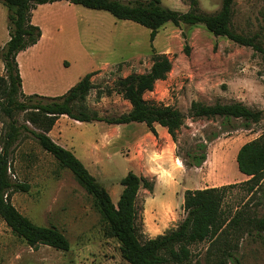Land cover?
Wrapping results in <instances>:
<instances>
[{"label":"rangeland","instance_id":"rangeland-1","mask_svg":"<svg viewBox=\"0 0 264 264\" xmlns=\"http://www.w3.org/2000/svg\"><path fill=\"white\" fill-rule=\"evenodd\" d=\"M160 1L181 12L189 8L188 0ZM220 5L221 0H198L200 10L210 14ZM7 13L0 4V52L9 39ZM36 18H43L44 35L18 57L26 88H36L42 95H60L67 84H75L95 71L90 79L94 88L86 96L85 105L101 117H115L130 108L128 101L112 90L118 79L148 71L155 54H165L171 60L166 78L157 81L144 98L185 114L176 142L157 124L154 135L144 123L94 121L80 125L65 115L58 123L60 142L74 144L76 153L81 143L91 140L99 145L95 159H102L99 167H89L88 162L84 165L109 192L114 204L122 191L119 180L128 171L152 182V190L140 188L136 197L141 239L176 227L185 216L180 202L186 189L231 184L222 204L224 215L230 216L244 206L249 215L264 217V179L255 191L248 192L243 184L247 177L236 163L241 145L264 135V58L259 52L214 36L202 24L174 26L167 22L151 40L146 27L66 1L40 7ZM232 27L246 36L256 35L264 47V0H235ZM0 75H4L1 59ZM192 101L241 102L261 110L262 119L250 129L240 121L224 129L219 119L189 117ZM13 118L19 125L25 122L21 112ZM8 122L0 112V148ZM165 137L170 147L164 145ZM202 141L207 144L206 160L200 167H185L181 157ZM8 172L13 182L28 185L27 191L12 193L11 203L33 223L58 228L67 238L69 249L43 244L30 247L0 218V264H129L120 255L119 242L106 233L93 197L27 131L22 130L10 148ZM228 240L236 246L239 264H264V230H230ZM207 247V242L192 245V258L184 264H194L195 260L204 264Z\"/></svg>","mask_w":264,"mask_h":264},{"label":"trees","instance_id":"trees-1","mask_svg":"<svg viewBox=\"0 0 264 264\" xmlns=\"http://www.w3.org/2000/svg\"><path fill=\"white\" fill-rule=\"evenodd\" d=\"M66 1L83 7L106 11L118 19L129 20L150 30V39L160 27L170 22L180 24H202L214 36L225 37L239 45L253 48L264 58V47L257 42L256 35L246 36L232 27L235 0H221L216 13H206L198 7V0H188V10L177 11L165 7L160 0H0L7 10L9 39L0 52L4 75H0V112L9 122L0 148V218L11 231L27 245L36 248L48 245L67 251L69 242L55 226L33 223L11 203L16 191H27L28 185L13 182L9 176V153L21 131L29 132L39 146L51 154L59 164L70 170L76 181L93 197V205L106 226V233L119 242L120 255L129 264H184L192 258L191 246L207 242L204 264H239L236 246L229 243L230 230L242 227L248 231L264 230V217L251 216L244 206L236 208L232 215L225 216L223 200L229 185L186 189L183 193L184 218L174 228L154 237L140 238L136 197L140 188L152 190L153 184L132 171L119 180L122 191L114 204L109 192L90 174L84 164L68 149L54 142L48 132L57 119L65 115L75 121L91 123L103 121L107 124L144 123L156 135L154 125L166 129L173 142L186 118L180 110L170 106L149 102L146 92L153 90L159 80H164L171 70V60L165 54H155L148 71L131 73L115 82L112 90L128 101L130 108L118 116L106 118L86 108V96L94 84L91 71L82 76L65 93L57 96L26 95L17 62V54L35 45L41 37V29L31 22L32 11L38 5ZM188 52V46L184 47ZM107 93H110L108 90ZM25 114L24 124H18L14 114ZM191 118H216L227 129L240 121L245 129L262 119V111L252 109L241 102L203 104L192 101L188 109ZM33 126L31 128L26 124ZM206 142H198L181 157L185 167H200L206 160ZM237 168L247 179L243 184L253 192L264 179V135L250 140L236 153ZM194 264H199L195 260Z\"/></svg>","mask_w":264,"mask_h":264},{"label":"crops","instance_id":"crops-1","mask_svg":"<svg viewBox=\"0 0 264 264\" xmlns=\"http://www.w3.org/2000/svg\"><path fill=\"white\" fill-rule=\"evenodd\" d=\"M62 2H64V1H56V2H53V3H46V4H42V5H38L37 7H36V9H34L33 11H32V16H31V22L33 23V24H35V25H39V28H41V37L40 38H42V36L44 35V31H43V25H42V21H43V18H36V14H37V12H38V10H39V8L40 7H45V5H48V4H52V5H58L59 3H62ZM39 41H40V39H39ZM38 41V42H39ZM37 42V43H38ZM36 43V44H37ZM35 44V45H36ZM35 45H33V46H35ZM32 46V47H33ZM32 47H29V48H27L26 50H29L30 48H32ZM25 50V51H26ZM21 52H24V51H21ZM21 52H19L18 54H17V57H16V59H17V62H18V66H19V72H20V76H21V81H22V91H23V93L24 94H26V95H30V94H38V95H42L41 93H42V91H40V90H37L36 88H26V84H25V81H24V77H23V72H22V69H21V65H20V63H19V61H18V57H19V54L21 53ZM79 80V79H78ZM72 85H74V81L73 82H71V83H69V84H67L64 88H62V92H66ZM61 95V94H60ZM43 96H47V95H43ZM50 96H53V95H50ZM54 96H57V95H54ZM64 117V115H62V116H60L58 119H57V121L55 122V124L53 125V127H52V129L48 132V135L50 136V138L54 141V142H56L57 144H59L60 146H62V147H64L65 149H71L72 148V150H70L83 164L84 163H86V162H88V164H90L89 165V167H95V168H98L99 167V164L102 162V159H98V160H95L96 159V151H97V149H100V147H99V145L97 144V143H93L91 140L90 141H87L84 145H83V143H81L80 145H78L77 146V150H78V153H76L75 152V150H74V148H75V145L74 144H72L71 142H67V143H61L60 142V140H62L61 138H62V134H61V130L58 128V123H59V120H60V118H63ZM67 117V116H66ZM73 120V119H72ZM73 122L74 123H76V124H80V125H83L84 124V122H79V121H75V120H73ZM92 123V122H91ZM136 123V122H135ZM119 125H126V124H119ZM156 125V124H155ZM155 125H154V128H155ZM163 128V127H162ZM149 130V129H148ZM155 130H156V128H155ZM157 132V131H156ZM170 140H169V138L168 137H165L164 138V140H163V143H164V145H167V146H169L170 147V142H169ZM66 142V141H65ZM95 142V141H94ZM79 147V148H78ZM85 147V148H84ZM164 148V147H163ZM156 150H158L159 151V148H156ZM100 151V150H99ZM90 153H91V155H90ZM96 161V162H95ZM177 162L178 163H180L179 162V160H177ZM87 164V163H86ZM181 165V167L183 168V166H182V164H180ZM85 166V165H84ZM87 166V165H86ZM85 166V167H86ZM87 168V167H86ZM177 169V168H176ZM145 175H148L147 173H145ZM156 180H157V182L159 181V174L158 175H156ZM181 204L183 203V193H182V195H181V202H180ZM183 209V208H182ZM184 211V210H183ZM158 235V234H157ZM156 236V235H155ZM147 237H154V236H147Z\"/></svg>","mask_w":264,"mask_h":264}]
</instances>
